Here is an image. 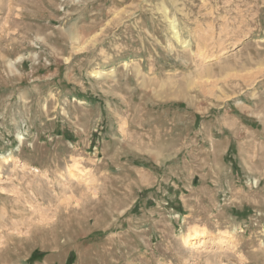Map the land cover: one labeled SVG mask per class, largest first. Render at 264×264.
Returning <instances> with one entry per match:
<instances>
[{
	"label": "rangeland",
	"instance_id": "1",
	"mask_svg": "<svg viewBox=\"0 0 264 264\" xmlns=\"http://www.w3.org/2000/svg\"><path fill=\"white\" fill-rule=\"evenodd\" d=\"M0 264H264V0H0Z\"/></svg>",
	"mask_w": 264,
	"mask_h": 264
},
{
	"label": "bare ground",
	"instance_id": "2",
	"mask_svg": "<svg viewBox=\"0 0 264 264\" xmlns=\"http://www.w3.org/2000/svg\"><path fill=\"white\" fill-rule=\"evenodd\" d=\"M172 23H173V22H172ZM171 26H172V27H174V25H173V24H171ZM173 36H174V35H173ZM137 72H138V71H137ZM42 218H43V217H42ZM44 218H45V217H44ZM200 241H201V240H200Z\"/></svg>",
	"mask_w": 264,
	"mask_h": 264
}]
</instances>
